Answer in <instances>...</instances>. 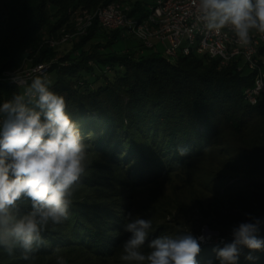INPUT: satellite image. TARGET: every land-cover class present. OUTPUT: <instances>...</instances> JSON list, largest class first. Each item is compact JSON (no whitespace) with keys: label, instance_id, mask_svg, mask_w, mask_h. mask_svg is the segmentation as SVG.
<instances>
[{"label":"trees","instance_id":"obj_1","mask_svg":"<svg viewBox=\"0 0 264 264\" xmlns=\"http://www.w3.org/2000/svg\"><path fill=\"white\" fill-rule=\"evenodd\" d=\"M111 2L129 4L130 15L139 19L147 12L145 0H0V76L25 63L35 65L55 58L58 46L51 47L48 41L62 28L64 33L73 32V12L92 11ZM97 36H103L104 42L89 52L83 50ZM120 36L121 31H107L94 22L75 40L78 54L60 57L67 65L52 64V76L44 78L51 81L50 90L64 96L67 112L80 126L87 149L143 171L156 156L175 161L199 154L204 147L221 146L237 159L244 174L255 178L249 184L248 200L253 206L244 221L259 219L257 236L264 240V95L255 105L244 102L242 91L251 84V74L237 71L235 62L221 66L218 59L205 55L169 61L143 44L137 55L100 51L110 49ZM31 82L19 86L2 81L0 104L13 94H23ZM178 146L190 149L189 153L180 156ZM20 207L30 210L26 204ZM113 213L103 216L72 197L68 220L48 226L43 233L47 244L37 253L78 239L107 243L108 230L119 220ZM236 264H264V248L240 246Z\"/></svg>","mask_w":264,"mask_h":264},{"label":"clouds","instance_id":"obj_2","mask_svg":"<svg viewBox=\"0 0 264 264\" xmlns=\"http://www.w3.org/2000/svg\"><path fill=\"white\" fill-rule=\"evenodd\" d=\"M196 19L213 32L227 30L238 44H252L253 34L264 36V0H194ZM14 74L11 82L17 83ZM51 81L35 78L23 94L0 104V248L17 249L28 261L47 241L43 233L69 218L72 197L87 168V146L78 123L67 112L64 96L50 90ZM190 149L177 147L185 156ZM30 206L22 211L20 205ZM250 215V214H249ZM261 221L240 223L233 240L214 248L220 264H236L240 246L264 248L258 238ZM151 220L128 211L120 259L135 264H197L200 242L190 232L149 240ZM147 247L148 252L142 249ZM251 259L252 257H247ZM57 264H66L57 257ZM211 264V261L208 262Z\"/></svg>","mask_w":264,"mask_h":264},{"label":"rangeland","instance_id":"obj_3","mask_svg":"<svg viewBox=\"0 0 264 264\" xmlns=\"http://www.w3.org/2000/svg\"><path fill=\"white\" fill-rule=\"evenodd\" d=\"M145 1L149 4L153 2ZM62 34L64 28L58 30L54 38L58 39ZM103 42V36H97L85 44L83 50L89 52L95 44ZM74 43L75 40L59 44L57 56L46 63L67 65L68 61H60V57L69 54V58H73L77 55L79 50H75ZM153 43L160 56L174 60L164 53V43L156 40ZM140 45L139 38L123 32L110 49L100 48V51H127L137 55ZM32 66L29 62L2 73L0 83L11 82L14 74L20 77ZM220 147H204L199 154L175 161H165L156 156L145 164L143 171L134 164L112 162L106 154L88 148L85 179L80 181L73 197L80 203H88L103 216L114 212L113 216L119 220L114 228L108 230L107 243L96 245L86 238L69 241L52 246L46 252H35L28 261L21 258V253L0 254V264H57V257H63L66 264H135L120 259L123 255L122 243L130 236L123 231L128 211L133 212L134 218L151 220L149 240L189 232L197 238L203 236L205 240L200 242L197 264H208L209 261L220 264L213 249L230 243L233 240L232 229L245 223L253 206L248 200L249 184L255 179L244 174L237 159L227 155ZM98 220L95 217L96 223L100 222ZM0 251L4 250L0 248ZM142 251L147 253V247Z\"/></svg>","mask_w":264,"mask_h":264},{"label":"built area","instance_id":"obj_4","mask_svg":"<svg viewBox=\"0 0 264 264\" xmlns=\"http://www.w3.org/2000/svg\"><path fill=\"white\" fill-rule=\"evenodd\" d=\"M130 11L131 6L123 2H111L92 11L76 10L72 18L73 32L64 33L58 39L50 38L48 44L55 47L74 41L96 22L99 28L107 31L133 34L145 48L154 49L153 41H160L164 43V53L174 60L178 56L195 54L216 58L221 66L235 62L237 71L252 76L251 84L242 91L244 102L255 105L264 95V36L253 34L252 44L242 46L227 30H207L196 19L194 0H153L142 19L130 15ZM50 67L49 63L35 64L18 77L16 84L25 86L37 77L47 78Z\"/></svg>","mask_w":264,"mask_h":264},{"label":"crops","instance_id":"obj_5","mask_svg":"<svg viewBox=\"0 0 264 264\" xmlns=\"http://www.w3.org/2000/svg\"><path fill=\"white\" fill-rule=\"evenodd\" d=\"M147 4H149L148 2H146Z\"/></svg>","mask_w":264,"mask_h":264}]
</instances>
